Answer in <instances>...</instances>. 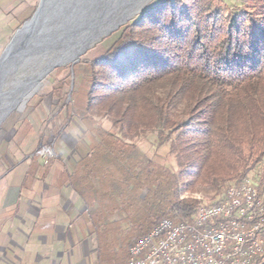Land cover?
Returning <instances> with one entry per match:
<instances>
[{
	"label": "trees",
	"instance_id": "obj_1",
	"mask_svg": "<svg viewBox=\"0 0 264 264\" xmlns=\"http://www.w3.org/2000/svg\"><path fill=\"white\" fill-rule=\"evenodd\" d=\"M252 1L260 12L248 23L223 0L152 5L111 49L84 64L85 79L80 90L74 83L67 106L90 133L98 132L95 111L110 113L127 132L157 130L188 191L208 186L223 195L225 186L256 172L249 181L264 201V0ZM178 105L185 108L182 120L171 115ZM85 152L67 180L81 189L104 249L105 236L122 227L121 212L134 235L128 246L164 218L191 221L197 202L180 200L178 175L167 166L106 132ZM252 264H264V251Z\"/></svg>",
	"mask_w": 264,
	"mask_h": 264
},
{
	"label": "rangeland",
	"instance_id": "obj_2",
	"mask_svg": "<svg viewBox=\"0 0 264 264\" xmlns=\"http://www.w3.org/2000/svg\"><path fill=\"white\" fill-rule=\"evenodd\" d=\"M28 1L31 7L25 9V15L22 18L19 17L18 26L7 32V37L0 44V58L10 45L16 31L31 19L40 3V0ZM160 1L126 0V3L116 11V14H118L126 9L127 16L125 21L118 24L115 29L112 28L107 33L102 34V36L100 35L97 37L98 39L95 38L80 54L78 59L64 62L52 68V70L39 78L38 83L36 82L34 85L35 89L24 96L23 101H19L15 106L4 110L0 115V186H68L70 180H67V174H70L73 170L78 161L79 153L89 151L94 138H97V134L106 132L120 139L125 145L135 146L147 158L158 165L167 166L177 174L180 200H193L197 202V207H199L203 204L214 203L222 197V195L216 196L214 191L208 186H198L193 190H187V186H185L187 183L186 177L181 175L178 170L175 157L170 153L169 144L161 145L158 143L159 135L157 130L139 128L134 133L130 130V133V131L127 132L126 128L122 130L114 125L111 122L112 116L110 113L95 111L91 115V119L98 132L93 130L94 132H91L93 133L92 136L90 133L92 129L88 125L83 124L74 115L75 112L70 110V106H67L72 97L74 83L77 89L80 90L82 86L80 83L85 79L82 71H86L84 64H88L105 54L111 49L124 27L136 22L148 8L158 4ZM223 1L240 23H248V18L251 15L255 14L256 16L260 12L252 0ZM22 9L19 6L18 13H21ZM15 50L14 44L12 52L10 50L8 56L4 59L3 66L0 68V96L2 94L0 108L3 107V109L5 106L3 105L4 102L11 99L15 89L25 80L32 78L49 59V56L46 58H37V56L21 58V55L18 56ZM8 68L9 71L6 73ZM75 70L78 71L76 76H74ZM31 83V81L25 83L24 89H27ZM184 109V105L172 108V118L174 120L184 119ZM126 133H129V135ZM255 173H249L246 178L255 182ZM74 187L73 189L75 190ZM227 187L225 186L223 191ZM75 192L82 199L81 201L84 202L81 197V189L75 190ZM6 193L9 194L10 192L0 190V204ZM20 193L23 192L20 191ZM14 194L11 196L12 198L17 195ZM24 194L27 193L24 191ZM80 212L77 213V216L83 213ZM110 213L112 212L110 211ZM0 214H5V212ZM115 214L114 211L113 215ZM116 215L123 219L122 227L118 232L107 234L105 249L101 238L98 236V249H100V252L96 257L107 261L106 264H124L125 261L127 263L128 249L135 242L133 241L128 246L134 235L129 234L132 227H130V222L126 220V214L121 212ZM76 226L77 228L73 227L74 233H79L86 238L84 234L86 229L84 227L80 228L81 225L79 223ZM89 230L93 233L92 237L95 240L97 233L91 223ZM120 236L123 240H126V247L120 242L122 240ZM105 253H108L106 258Z\"/></svg>",
	"mask_w": 264,
	"mask_h": 264
},
{
	"label": "crops",
	"instance_id": "obj_3",
	"mask_svg": "<svg viewBox=\"0 0 264 264\" xmlns=\"http://www.w3.org/2000/svg\"><path fill=\"white\" fill-rule=\"evenodd\" d=\"M29 4L28 0H0V44L18 26ZM0 190L10 192L0 204V213L5 212L0 214V264L107 263L96 257L98 235L94 240L88 231L91 222L86 204L73 186H0ZM80 211L83 213L77 216ZM78 223L86 229V238L74 233Z\"/></svg>",
	"mask_w": 264,
	"mask_h": 264
},
{
	"label": "built area",
	"instance_id": "obj_4",
	"mask_svg": "<svg viewBox=\"0 0 264 264\" xmlns=\"http://www.w3.org/2000/svg\"><path fill=\"white\" fill-rule=\"evenodd\" d=\"M263 251L264 201L244 179L191 221L160 220L129 247L126 264H252Z\"/></svg>",
	"mask_w": 264,
	"mask_h": 264
},
{
	"label": "water",
	"instance_id": "obj_5",
	"mask_svg": "<svg viewBox=\"0 0 264 264\" xmlns=\"http://www.w3.org/2000/svg\"><path fill=\"white\" fill-rule=\"evenodd\" d=\"M125 1L40 0L36 12L29 21L16 31L10 45L0 58V68L3 66L9 50L12 52L15 44V51L18 56L21 55V58L25 56L46 58L49 56L48 61L41 68L43 69L44 66L51 63L57 54L62 55L70 52L69 44L76 43L75 39L80 36L78 32L93 26L99 28L107 17L125 4ZM21 33L23 36L20 35ZM87 47L78 52L73 60L78 59ZM62 63L64 62L50 65L44 74Z\"/></svg>",
	"mask_w": 264,
	"mask_h": 264
},
{
	"label": "bare ground",
	"instance_id": "obj_6",
	"mask_svg": "<svg viewBox=\"0 0 264 264\" xmlns=\"http://www.w3.org/2000/svg\"><path fill=\"white\" fill-rule=\"evenodd\" d=\"M126 3V1H125ZM133 4V3H132ZM131 4V5H132ZM132 8V7H131ZM120 9V8H119ZM122 11V10H121ZM126 9L118 14L112 13L109 17H107L103 23L101 24V26L99 28H95L94 26L92 28H87L82 32H78L79 33V37L76 38V43H73L72 45L69 44L70 46V52H67L65 54H57L54 59L51 61L50 64H47V66H44L43 69H40L37 73H35L33 75V79L30 78L29 80H25L23 83H21L20 86H18L15 91L13 96L11 97V99H8L4 102L3 107L0 108V115L4 112L5 109L7 108H11V106H15L19 101H23L24 96H26L27 94L30 93V91H32L34 88L35 83L39 81V78H41L42 76H44L46 70L50 67V65L57 63V62H69L72 61L74 59V57L76 56V54H78V52H80L81 50H83L85 47H87L88 45H90L95 38L99 37L100 35L102 36V34L107 33L108 31H110L112 28H115L118 24H120L121 22L126 20ZM87 30V31H86ZM86 31V32H85ZM25 33V32H23ZM23 33H21L20 35L23 36ZM98 39V38H97ZM74 40V41H75ZM10 51V50H9ZM6 73L9 71V68L6 69ZM10 75V74H9ZM34 76H36L34 78ZM38 78V79H36ZM28 81H31L32 83L30 84L29 87H27V89H24V85L25 83H27ZM30 88V89H29ZM23 89V90H22ZM24 91V92H23ZM21 92V93H20ZM20 93V94H19ZM9 96V95H8ZM11 96V95H10ZM0 99H2V94L0 96ZM8 101V102H7ZM2 103V101L0 102V104ZM11 110V109H10ZM1 122V121H0Z\"/></svg>",
	"mask_w": 264,
	"mask_h": 264
}]
</instances>
